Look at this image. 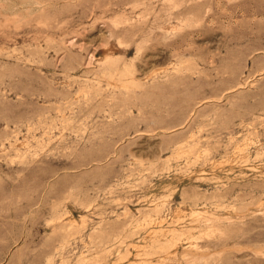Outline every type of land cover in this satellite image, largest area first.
<instances>
[{
	"label": "rangeland",
	"instance_id": "obj_1",
	"mask_svg": "<svg viewBox=\"0 0 264 264\" xmlns=\"http://www.w3.org/2000/svg\"><path fill=\"white\" fill-rule=\"evenodd\" d=\"M0 264H264V0H0Z\"/></svg>",
	"mask_w": 264,
	"mask_h": 264
}]
</instances>
